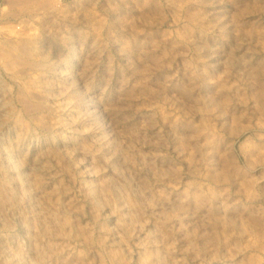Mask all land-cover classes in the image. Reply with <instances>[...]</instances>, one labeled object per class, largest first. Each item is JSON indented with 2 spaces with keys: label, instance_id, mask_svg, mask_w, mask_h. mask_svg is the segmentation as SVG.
Masks as SVG:
<instances>
[{
  "label": "rangeland",
  "instance_id": "374dc122",
  "mask_svg": "<svg viewBox=\"0 0 264 264\" xmlns=\"http://www.w3.org/2000/svg\"><path fill=\"white\" fill-rule=\"evenodd\" d=\"M0 264H264V0H0Z\"/></svg>",
  "mask_w": 264,
  "mask_h": 264
}]
</instances>
